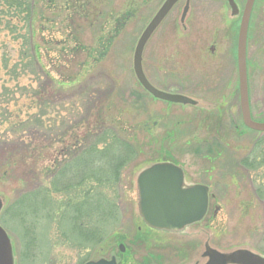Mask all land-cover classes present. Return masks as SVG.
<instances>
[{"label": "rangeland", "instance_id": "rangeland-1", "mask_svg": "<svg viewBox=\"0 0 264 264\" xmlns=\"http://www.w3.org/2000/svg\"><path fill=\"white\" fill-rule=\"evenodd\" d=\"M164 1L27 0L20 10L0 0V224L11 264L80 263L116 235L142 259L136 178L161 161L180 166L188 183L209 184L221 207L212 224L188 226L190 237L159 241L165 264L189 251L192 264L205 246L225 264H239L237 251L264 254V131L242 122L236 62L245 0H178L149 35L143 75L187 100L179 102L153 96L134 71L138 40ZM247 29L250 116L264 123V0L254 1ZM107 128L138 150L117 182L102 185L93 179L102 158H78ZM79 174L92 177L66 184ZM104 196L117 206L107 221Z\"/></svg>", "mask_w": 264, "mask_h": 264}, {"label": "water", "instance_id": "water-1", "mask_svg": "<svg viewBox=\"0 0 264 264\" xmlns=\"http://www.w3.org/2000/svg\"><path fill=\"white\" fill-rule=\"evenodd\" d=\"M177 0H165L154 18L141 34L134 51V71L139 82L154 96L169 101H187L181 96L158 92L147 83L141 70V54L149 35ZM232 4V0H228ZM254 0H246L240 19L237 37V73L239 102L245 126L264 131V123L251 119L247 97L246 37ZM138 212L143 221L157 229L179 231L185 226L201 220L207 207V188L203 185L183 187V172L171 162H158L143 169L137 176ZM10 243L5 230L0 226V264H11ZM207 264H223V255L210 250ZM236 262L255 264L257 257L248 251L233 254ZM85 264H113L104 259Z\"/></svg>", "mask_w": 264, "mask_h": 264}, {"label": "flooded vegetation", "instance_id": "flooded-vegetation-1", "mask_svg": "<svg viewBox=\"0 0 264 264\" xmlns=\"http://www.w3.org/2000/svg\"><path fill=\"white\" fill-rule=\"evenodd\" d=\"M182 26L184 27L185 25L183 24ZM213 48L214 47H212L211 50H213ZM245 160H247V159H245ZM193 184H202L205 187H207V207H206V212H205L201 221H204L206 219L205 224L210 225V224H212V221L217 217V214L220 211L221 207L219 204H214V205L212 204V200H213L214 195L210 191V185L209 184H207L205 182L188 183L186 181L185 172L183 171V187L190 186ZM136 213L143 223V229H142V226H138L137 231L141 232V230H142L141 233H143L142 234L143 239L148 241V242L146 241L147 245H145V247H147L148 249H147V252L145 251L146 254L144 257H142V259H140L139 261L136 260L135 256L133 255V252L128 248V246L124 243V241H122L120 239L119 235H116L114 237V239L112 240V242H105V243H102L100 245V250L98 251L99 253H101L100 256L89 258V259L80 261V263L77 262L74 264H84L88 261H97L98 259H105L106 261L112 262L113 264H165L167 261V258H169L168 257V251L166 250V246L164 244H162V242H159V241L165 240L167 238L172 239V238H174L175 234L176 235L179 234V236L182 239L190 237V233L183 234L187 227L180 232H172V231L155 229V228H152V227L146 225L143 222V220L141 219V217L139 216V214L137 212V208H136ZM200 222H197V223H200ZM194 224H196V223H194ZM100 237L102 238L103 236H97V238H100ZM121 245H122V247H121ZM105 247H108V248L105 249ZM207 248L208 247L205 246V250L202 252V255L198 254V256L196 258L192 259V261H191L192 264H201L200 263V257L201 256L206 258L202 264H207L209 262L211 257H210V250H209V248L208 249ZM24 252L29 253L26 251H24ZM193 253L189 251L188 255L186 254L187 256H181V255L176 254V255L170 256V257L175 258L176 262H178V264H189L188 262L193 257V255H192ZM203 254H204V256H203ZM185 258H186V261H184ZM20 259H22V258H20V256H19V261H20ZM30 259H34V256H31ZM53 264H67V262H62V261L55 259ZM255 264H264V254L257 257Z\"/></svg>", "mask_w": 264, "mask_h": 264}, {"label": "trees", "instance_id": "trees-1", "mask_svg": "<svg viewBox=\"0 0 264 264\" xmlns=\"http://www.w3.org/2000/svg\"><path fill=\"white\" fill-rule=\"evenodd\" d=\"M9 6H14L15 8H19L20 10H23V6H27V0H9L8 3ZM26 11V9H24ZM29 10V9H28ZM104 51H100V55L102 56ZM22 89V87H21ZM8 92V91H7ZM8 120V119H7ZM101 138V140H99ZM128 138V136H122L118 132L112 130L111 128H107L102 132V134L97 138L96 141L93 143H87L84 144L79 154L82 155V157L78 158L79 160H82L84 157L88 160V156H91L93 153L97 154L102 158L103 160V169H101V166L99 167L97 165V168H93V170L97 169L95 171V176H93V179L98 181V184L106 185L109 182L115 183L117 182L118 178L121 175L122 168L128 163L129 160H131L138 150L134 143ZM98 144H102L101 146H98ZM84 155V156H83ZM87 155V157H86ZM76 162L75 160L72 161L71 164V170L74 171V165L73 163ZM98 164V162L96 163ZM92 170L89 167H85L82 169V171ZM100 169V170H98ZM90 174V173H89ZM83 175V174H82ZM81 174L75 177H71L69 180H67L68 183H66L68 186H70L71 179H74V182H72V186H79L81 187L83 182L85 181V178L92 177L90 175L83 177ZM115 187V186H114ZM99 196V195H97ZM102 207V218L107 221L110 219L111 213H115L117 211V206L115 203V200L107 199L105 196L103 198V202H101ZM83 215L85 218H90V213L87 211L86 213L83 212ZM115 217H112V220H114Z\"/></svg>", "mask_w": 264, "mask_h": 264}]
</instances>
